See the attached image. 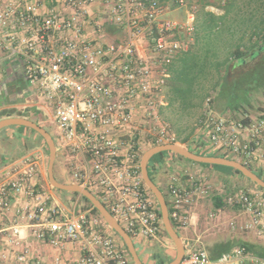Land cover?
Instances as JSON below:
<instances>
[{
    "label": "built area",
    "instance_id": "built-area-1",
    "mask_svg": "<svg viewBox=\"0 0 264 264\" xmlns=\"http://www.w3.org/2000/svg\"><path fill=\"white\" fill-rule=\"evenodd\" d=\"M93 1L60 0L62 9L46 16L40 13L41 0L0 3V45L21 59L39 99L53 108L49 118L69 157L75 183L93 191L133 239H154L163 232V223L159 204L142 178L138 135L145 132L144 123L137 122L133 132L125 131L135 122L136 102L145 110L168 104L164 89L171 77L169 67L187 50L184 38L194 33L196 14L188 0H173V11L182 12V18L171 16L164 0H107L109 21L126 31V40L99 45L84 32L88 4ZM201 124L205 139L200 149L228 154L249 165L262 157L264 116L252 117L244 125L210 111ZM158 125L154 129L160 140L179 142L172 128L159 119ZM42 162V153L36 150L0 167V212L13 209L20 221L12 227L7 246L16 249L21 227L28 226L36 238L53 246L82 242L81 264H132L101 220L76 210V205L67 209L44 188ZM167 185L170 219L187 231L195 205L209 196L212 185L192 170L174 171ZM217 195L239 209L244 218L241 227L264 238V190L241 187ZM18 197L26 201L14 207ZM231 226L237 227V222ZM185 241L180 264H264V256L242 245L212 258L206 248L194 247L188 237ZM13 258L17 264H48L28 248ZM0 264L13 263L3 254Z\"/></svg>",
    "mask_w": 264,
    "mask_h": 264
},
{
    "label": "trees",
    "instance_id": "trees-1",
    "mask_svg": "<svg viewBox=\"0 0 264 264\" xmlns=\"http://www.w3.org/2000/svg\"><path fill=\"white\" fill-rule=\"evenodd\" d=\"M188 1L196 14L197 41L202 40L205 49L203 51L187 49L171 64L172 67L169 68L171 77L167 82L169 94L166 107L170 109L179 105L182 110H187L196 106V98L199 97L200 78L209 74L208 69L212 67L217 75V80L213 86V93L208 94V104L219 112L228 114L237 123L246 125L250 122L253 113L261 110L262 98H264V0H250L245 4L238 3L239 0ZM209 5L220 8L224 12L219 14L208 10ZM243 7H247V10H243ZM221 43L224 44L226 51L222 60L219 59L221 49L219 45ZM206 96L207 94L200 96L201 102L206 99ZM0 115L1 118L9 115L21 116L23 112H16L14 108H5L0 111ZM176 135L177 141L186 144L198 154L232 157L228 154L212 153L200 149L198 146L204 143L205 137L198 134L197 128H192L186 135L183 134L182 129H178ZM38 136L48 149L43 137L40 134ZM155 145L158 143L154 142L153 146ZM194 145H197L196 148L193 147ZM170 154L181 159H187L171 151L154 155L149 162V174L156 184L158 183L152 168L164 163ZM187 160L193 164L211 167L226 174L235 173L245 177L241 172L231 167ZM246 165L264 178L263 172L255 170L249 164ZM259 188L264 190V188ZM74 194L83 197L84 201L89 204L91 212L97 213L101 217L98 210L86 197L79 193ZM214 202L217 209L226 205L220 196H215ZM158 212L161 216L160 209ZM101 219L104 221L102 217ZM103 223L108 226L105 221ZM172 223L176 229L174 222ZM114 233L118 235L115 231ZM163 233L168 237L164 227ZM122 243L131 259L126 245L123 241ZM240 245L247 247L249 251L264 256V244L242 242ZM216 246L209 251L212 258H217L221 253L232 248L231 242ZM168 262L170 260L162 261L160 264H167ZM131 263L134 264L132 259Z\"/></svg>",
    "mask_w": 264,
    "mask_h": 264
},
{
    "label": "rangeland",
    "instance_id": "rangeland-1",
    "mask_svg": "<svg viewBox=\"0 0 264 264\" xmlns=\"http://www.w3.org/2000/svg\"><path fill=\"white\" fill-rule=\"evenodd\" d=\"M164 1H165V5H167L169 9L171 10L170 15L172 16V14L174 13L176 14V12L173 11L175 8L174 1L173 0H164ZM249 1L250 0H239L238 3L245 4ZM208 8L210 9V7ZM243 10H247V7L245 8L243 7ZM175 17L182 18L183 13L177 12ZM119 33L121 36H123L124 34L121 31H119ZM185 39H186V44H187L186 47L188 50H192V51L202 50L203 51L205 49V47L203 46L202 40L197 41L196 31H194V33L188 38H184V40ZM145 45L147 48V52L153 57V59H155V54L151 50L152 47L149 44L148 40H145ZM219 46L221 47L219 51V59L222 60L226 55V51H225V47L223 43H221ZM171 67L172 65L169 68ZM208 71H209V74H207L205 77L200 78L201 83L199 86V93H198L199 97L196 98V104H197L196 106L191 107L187 110H182L179 105H176L174 108H170V109L166 107L167 105L163 109L161 107L157 108L156 110H153L151 108L147 110L143 109L144 111L141 114L140 119H142V122L144 123L143 127H144L145 132L144 133L142 132V134L138 135L140 136V141H141V144H140L141 147L139 149L141 156L147 149L153 146L154 142H157L158 144L171 143L166 138H162L161 140L159 139L157 130L154 129V127L158 128L159 126L158 119L163 124L172 128V130L175 133L178 129H182L184 135H186L192 128H197L198 134H204L201 121L204 120L208 116L210 111H212L217 116H222V117L231 119L234 122H237L234 118L229 117L228 114L219 112L213 106L208 104L209 103L208 94L213 93V86L217 80V75L214 69L210 67ZM168 90L169 88L168 86H166L164 89V95H165V99L167 102H168V94H169ZM34 91L37 94V89H35ZM206 94H207L206 99L203 102H201L200 96H204ZM35 97L37 98V95ZM38 100L39 99H36L35 102H38L42 104V106L47 108V112L49 111L51 115L54 114L53 108L49 104H47V101L45 99L42 98L40 102ZM19 104H22V106L17 107L16 112H20V113L25 112V114L30 113L31 119H33L38 124L43 126L46 130H48L53 135L54 140L57 146L59 147V150L57 151L59 158L57 157V160L59 162L63 161L60 155V150L61 148H63L62 143H60L58 139V136L56 134V128L51 123L50 121L51 119L49 118V116L47 118L43 116V112L45 111L44 107L37 108V106L32 105L34 104V101L32 99L31 100L29 99L28 101L22 100L21 102H19ZM1 110L3 109H0V111ZM156 114H158V117H156ZM262 115L264 116V98H262L261 110H257V112H254L252 117L254 119V118H259ZM1 119L2 118L0 115V120ZM24 129H28L32 135L36 136L37 138L39 137L38 134L33 129L24 127V126L12 125L8 127H4L0 130V158H1L0 166L5 162L10 163L13 159L19 157L18 154L20 152L16 150L17 144L23 150V153H24L23 155L29 152L26 146L22 147L20 145L21 139L23 138L27 141V143L31 144L30 142L31 140L27 137H24V135L21 134V131ZM177 143L189 148L186 144H183L181 142H177ZM30 144H28V146H30ZM44 150H45V161H44L45 180H44V183L46 186L50 187L52 186L49 182V177H48V165H49L50 155H49V150L47 149L46 146ZM261 153H262V157L259 156V157L254 158L253 159L254 163H251V166L255 170L264 173V147ZM183 160L184 162H186V164L183 163L185 165V168L183 170L190 169L195 172L197 177H200L202 179H206L207 181H209V183L212 185V190L209 196L203 199H200L195 205V209L192 212L191 225L187 231L182 232V230H180L175 225L176 230L178 231L180 236L182 233L187 234L186 236L189 238V240L191 241L192 245H194V247L196 248L204 247L208 251H210V249L213 250V248L217 247L216 245L218 244H224V243H230V242L232 244V248L240 245V243L242 242H248L250 244H260V242H263L264 244V238L257 235L255 231H252L249 229L247 230L241 227V222H242V219L244 220V218L242 217V213L239 211L238 208L226 204L225 206L217 209L215 206V202H214L215 196H219L217 194H220L222 192L231 193L241 187L259 188V186L254 184L248 178H245L239 174H235V173L226 174L218 170L208 171L206 169L211 168V167H207V166L200 165V164H193L191 161L187 159H183ZM173 172H174L173 169H167L166 173L164 172L165 176L167 175V181L165 180L167 184H168V176ZM54 173H55V177L59 181L62 182L63 178L57 166L55 167ZM156 181L161 187L167 201L170 202L171 197L168 191V185L166 184V182L164 183L159 182L157 179ZM52 188L54 187L52 186ZM52 190H55L57 194L59 195L60 199L63 202V203L60 202L61 204H63L67 209L73 210L74 208L72 204L73 199H68V197L77 196L76 194L72 192L64 191V190H59L56 188ZM150 194L154 197V195L151 192ZM81 201H82L83 206L79 208L78 205H76V210L81 209L83 211V210L90 208L89 204L86 201H84L83 197H81ZM88 215L89 217H97L99 220H101V222H104L102 221L101 217L97 213H93L91 212V210L88 213ZM233 221L237 222V227L235 228L231 226V222ZM107 228H109V230L112 231V234H113L112 236L120 242L121 240L120 237L114 233L113 229H111L109 226ZM198 238H200V241H201L200 243L195 242V240ZM154 239H155V242L156 240L157 241L159 240V244H161V247H162L161 250H163L164 247L166 248V246L169 244L175 247L173 241L169 237H167L163 232L161 233V235H159L157 238H154ZM134 242L140 254V257L144 261L147 262V259L145 256V251H147V248L145 246L140 245L139 244L140 242H138L136 238H134ZM156 249L158 250L159 248H156Z\"/></svg>",
    "mask_w": 264,
    "mask_h": 264
},
{
    "label": "crops",
    "instance_id": "crops-1",
    "mask_svg": "<svg viewBox=\"0 0 264 264\" xmlns=\"http://www.w3.org/2000/svg\"><path fill=\"white\" fill-rule=\"evenodd\" d=\"M37 0H0L2 5H6L9 3H17V2H33ZM42 5L40 7V13L43 16L48 15L53 10H60L62 9V5L60 0H41ZM110 2L107 0H95L88 4V15L84 18V32L85 34L97 42L99 45H105L109 42H124L126 40V31L111 23L109 21V10H110ZM210 9L216 13H223L224 10L220 8H216L214 6L209 5ZM207 7L208 10H210ZM214 8V9H212ZM66 13H69V10H65ZM177 14V12H176ZM176 14H172V16H176ZM13 31V30H12ZM119 31L123 32V36L120 35ZM18 33V32H17ZM145 45V41L143 43ZM146 50V49H145ZM144 51V50H143ZM36 88L27 78L23 63L20 58L16 56H11L10 51L0 45V109L5 108H14L22 106L19 104L22 100H33L34 106L37 108H41L42 104L35 102L36 99H39L38 94L35 93ZM37 95V98L35 97ZM26 98V99H25ZM40 102V99L38 100ZM143 103L136 102L135 109H134V116L133 119L135 122L128 125L125 132H133L135 130V126L137 122H142L141 114L143 113ZM165 106H162L163 109ZM23 112L22 116H26L30 113ZM11 116V115H10ZM19 116V115H13ZM43 116L47 118L49 113L47 111L43 112ZM51 121V120H50ZM52 123V122H51ZM53 124V123H52ZM143 130V129H142ZM21 134L24 137L29 138L31 141L27 143V141L23 138L21 139L20 145L26 146L29 152L39 150L43 156L42 162V185L46 188L58 202H62L59 195L55 190H52V186H46L44 183L45 174H44V161H45V144L42 143L41 139L31 134L28 129H24L21 131ZM30 144V146H28ZM32 145V147H31ZM35 149V150H34ZM59 150V147L57 146ZM16 150L20 153L18 154L19 157L13 159L10 163L19 160L22 158L24 153L20 146L16 145ZM28 152V153H29ZM27 153V154H28ZM21 155V156H20ZM60 155L63 161H58L55 163V167L57 166L59 172L63 178L62 182H75L72 179L70 167H69V157L67 152L64 148H61ZM64 155V156H63ZM59 158V156H57ZM142 157V156H141ZM1 161V158H0ZM186 162L183 159L175 156V155H168L167 159L161 165L154 166L153 172L155 174L156 179L159 182H166L167 175L165 173L167 169H173L174 171H181L185 168ZM9 163H3L6 165ZM200 167V166H199ZM190 170V169H188ZM208 171H215L213 168L206 169ZM55 172V168H54ZM165 172V173H164ZM165 178V179H164ZM166 180V181H165ZM167 184V182H166ZM68 199H73V207L78 205L79 208L83 206L81 201V196H70ZM26 200L22 197H18L13 201V206L22 205ZM63 203V202H62ZM81 210V209H79ZM84 212L89 213L90 209L83 210ZM97 218V217H92ZM20 221L14 216V210L0 212V240L2 242V247L0 248V257L3 254L8 256V261L17 264L16 260L13 258L15 252H19L22 249L28 248L31 251L33 257L40 258L44 260L48 264H81V260L84 256L83 244L80 241H67L64 242L62 246H53L48 241L39 240L34 235V229L32 227L23 226L21 227V233L17 236L19 241L18 247L14 250L7 246V241L13 235L12 227L15 224H18ZM105 225V224H104ZM105 227H108L105 225ZM107 232L112 234V231L109 228H106ZM113 235V234H112ZM187 234H181L184 243H186V236ZM116 240V239H115ZM139 244L145 246L147 251H145V256L147 259L148 264H160L162 261L172 260L176 255V249L173 245H167L166 248L164 247L161 250V244H159V240L155 242V239H145V238H138L136 239ZM120 247H123V243L116 240ZM263 244V242H260ZM150 247V248H149ZM149 248V249H148ZM156 248H159L158 250Z\"/></svg>",
    "mask_w": 264,
    "mask_h": 264
},
{
    "label": "water",
    "instance_id": "water-1",
    "mask_svg": "<svg viewBox=\"0 0 264 264\" xmlns=\"http://www.w3.org/2000/svg\"><path fill=\"white\" fill-rule=\"evenodd\" d=\"M18 125L31 128L40 134L46 142L49 149V165H48V177L50 184L59 190H64L72 193H79L80 195L86 197L92 205L98 210L101 217L104 219L106 224L113 229L118 236L122 239L126 245L128 252L131 256L134 264H145L140 254L136 248L134 239L125 230V228L118 222L114 215L108 210L102 200L89 188H86L75 182H61L55 177L54 168L58 156L57 144L54 140L53 135L46 130L43 126L38 124L36 121L30 118V115L26 116H7L0 120V130L4 127ZM171 151L184 158L193 160L198 163H205L211 165H222L234 168L241 172L246 178L254 182L257 186L264 188V178L260 177L254 170L249 168L243 162L224 156L215 155H202L192 151L190 148L182 146L178 143H163L150 147L147 149L141 157V172L142 178L146 187L156 198L161 212V218L164 230L166 231L168 237L173 241L176 249L175 257L167 264H180L185 255V246L182 237L178 231L173 226V223L169 215V207L166 197L163 191L160 189L158 184H156L149 174V162L152 157L158 153Z\"/></svg>",
    "mask_w": 264,
    "mask_h": 264
}]
</instances>
